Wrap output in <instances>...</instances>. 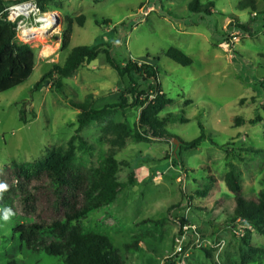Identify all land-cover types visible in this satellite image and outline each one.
<instances>
[{
  "label": "rangeland",
  "instance_id": "1",
  "mask_svg": "<svg viewBox=\"0 0 264 264\" xmlns=\"http://www.w3.org/2000/svg\"><path fill=\"white\" fill-rule=\"evenodd\" d=\"M166 1L38 0L47 11H58L63 5L60 16L83 14L85 21L82 26L73 24L64 52L59 46L41 60L39 47L33 45L31 75L0 92V172L12 161L32 163L44 159L53 147L66 148L78 117L70 101H86L92 107L93 95H85L95 93L94 106L100 109L118 100L129 81L118 77L103 51L84 67L89 70L60 78V88L45 80L34 89L41 76L52 65L62 64L72 48L107 44L120 64L134 60L156 66L162 92L170 99L158 115L170 116L164 125L168 137L128 139L122 149H113L120 162L116 177L125 186L113 202L73 224L82 231L107 235L124 264H264V239L234 218L235 195L224 183L233 164L240 195L255 201L264 195L263 0H200L202 7L213 4L215 12L210 14L188 10L191 0H169L172 11L182 16L177 20L163 13ZM140 5L151 9L145 18ZM162 13L175 23L157 17ZM64 18L61 33L66 27ZM184 29L188 32H181ZM237 33L233 48H227L225 42ZM58 39L61 34L54 37ZM171 46L179 47L192 63L183 66L164 56ZM83 75L88 77L83 79ZM21 107L28 123L19 120ZM142 108L117 112L109 119L125 122L133 133ZM102 125L92 122L79 132L86 143L79 147L78 140L74 142L76 165L94 170L112 152L110 143L101 139ZM138 130L143 134L144 129ZM202 132L205 138L197 148L177 149L176 138L190 141ZM173 145L178 155L175 165ZM206 185L210 186L206 193H196ZM26 222L30 219L12 204H0V264L11 260L14 264H59V257L19 247L15 228ZM183 226L188 229L180 239Z\"/></svg>",
  "mask_w": 264,
  "mask_h": 264
},
{
  "label": "trees",
  "instance_id": "2",
  "mask_svg": "<svg viewBox=\"0 0 264 264\" xmlns=\"http://www.w3.org/2000/svg\"><path fill=\"white\" fill-rule=\"evenodd\" d=\"M0 0V10L5 4ZM249 6L254 9L252 1ZM264 3V0H263ZM42 9L43 6L39 2ZM208 2L202 7L200 0H191L188 8L191 12L211 13ZM66 27L61 33L60 50L65 51L70 43L72 26H82L85 17L66 16ZM102 23H108L102 20ZM15 30L10 24L0 20V92L12 89L31 75L35 66V53L32 46L19 44L14 40ZM100 51L105 53L106 62L114 69L119 78L128 79L129 83L119 96V101L105 104L94 109L89 102L70 101V105L78 110L77 124L74 134L67 141L66 148L53 147L47 156L32 163L12 161L0 172V204L10 203L15 211L30 219L15 228L19 233V247L42 250L48 255L59 257V264H124L119 252L114 248L107 235L100 232L82 231L78 224L92 210L113 202L125 183L118 181L116 174L120 162L114 157L113 149H122L128 139L147 140L148 135L155 138L164 135V125L169 117L159 118L158 115L170 99L162 92L158 80L156 66L127 60L118 63L110 54L109 45L78 46L71 49L62 64H54L37 81V89L45 80H51L53 86L60 88V78L71 76L83 64H90ZM164 56L183 66L190 65L192 59L177 47H169ZM264 57V56H263ZM155 59H158L155 57ZM150 94H155L149 99ZM143 106L138 117V129L130 132L125 122L109 119L117 112H125L133 107ZM25 109L19 108V120L28 123ZM34 119L35 113L29 112ZM258 119V118H257ZM92 122L103 123L101 139H106L112 152L101 159L98 168L91 170L74 163L76 146H84L85 140L79 132ZM252 123L255 120H251ZM202 130V126L200 125ZM205 138L202 132L197 138L184 141L176 138L180 145L194 149ZM174 146L173 165L176 162ZM178 156V155H177ZM224 183L235 195L234 218L246 222L264 239V195L258 200H247L240 195L241 186L233 170V164L225 173ZM209 185L197 194L208 191ZM14 264V260L8 262Z\"/></svg>",
  "mask_w": 264,
  "mask_h": 264
},
{
  "label": "built area",
  "instance_id": "3",
  "mask_svg": "<svg viewBox=\"0 0 264 264\" xmlns=\"http://www.w3.org/2000/svg\"><path fill=\"white\" fill-rule=\"evenodd\" d=\"M150 8L141 6L140 14L145 18L150 12ZM141 18V20H142ZM0 20L14 27V40L19 44L35 45L39 47L41 56L44 47L49 41L57 38L61 34V19L58 13L42 9L38 0H15L4 5L0 10ZM238 33L231 35L225 46L229 49L237 42ZM155 94H150L149 99H153ZM183 233L180 239L186 235L188 226H183ZM180 239L177 241L180 243Z\"/></svg>",
  "mask_w": 264,
  "mask_h": 264
},
{
  "label": "crops",
  "instance_id": "4",
  "mask_svg": "<svg viewBox=\"0 0 264 264\" xmlns=\"http://www.w3.org/2000/svg\"><path fill=\"white\" fill-rule=\"evenodd\" d=\"M80 1H82V0H80ZM167 2V5H168V7H167V9H164V11H163V13L164 14H166V12L169 14V16H172L171 18L172 19H174V18H176V20H177V18H180V19H182L181 17L182 16H179L177 13H174L173 11H172V9H174V6H173V2H171V1H169V0H167L166 1ZM141 6H143V5H140L139 6V10H140V8H141ZM59 8L61 9H59L60 11H63L64 12V9L65 8H63V5H59ZM187 8H188V3H187ZM45 10H48L47 8L45 9ZM58 10V9H57ZM54 11V12H56V13H58V12H60V11ZM188 10H189V8H188ZM210 12L212 13V12H215V9H214V7L212 6L211 8H210ZM161 14V15H158L157 17H159V18H163V19H167V21L169 22V21H171V20H169L167 17H165V15L164 14ZM59 14V13H58ZM60 16V15H59ZM64 17H66V16H75V15H70V14H68V13H64V15H63ZM63 16H60V19H61V23H62V18H63ZM102 20H106V19H102ZM101 20V21H102ZM172 22H174L173 20H172ZM171 22V23H172ZM175 23V22H174ZM104 25V24H103ZM73 27V26H72ZM181 32H183V33H185V32H188L186 29H184V30H181ZM56 39V38H55ZM60 39H58L57 41H52V43L51 44H49L48 46L46 45L45 47L47 48V50H48V52L46 53L47 55H45V56H41L40 54H39V57L41 58V60H46L48 57H50V55L49 54H53L55 51H56V49H58L59 48V46H60ZM44 47V48H45ZM179 48V47H178ZM62 52H64V51H62ZM49 55V56H48ZM65 58H66V56L64 57V59H63V62H64V60H65ZM89 64H83L82 66H80L74 73H77V74H79V72L78 71H80V70H89V69H87V68H84L85 66L87 67ZM80 69V70H79ZM85 73H89L88 71H84ZM74 73L72 74V75H74ZM82 74H84L83 72H82ZM80 75V74H79ZM86 77H88L87 75H83V79H85ZM161 86V85H160ZM162 87V86H161ZM163 89V88H162ZM163 93L165 94V91L163 90ZM93 95V99H94V103H93V106H92V108H96L94 105L96 104V102L98 101L97 100V98L95 97V93H88V94H86L85 95V97L86 96H88V95ZM166 95V94H165ZM119 96H120V93H118V100L116 101V102H118L119 101ZM103 104V103H102Z\"/></svg>",
  "mask_w": 264,
  "mask_h": 264
},
{
  "label": "water",
  "instance_id": "5",
  "mask_svg": "<svg viewBox=\"0 0 264 264\" xmlns=\"http://www.w3.org/2000/svg\"><path fill=\"white\" fill-rule=\"evenodd\" d=\"M175 142L178 144L179 142L175 139Z\"/></svg>",
  "mask_w": 264,
  "mask_h": 264
},
{
  "label": "bare ground",
  "instance_id": "6",
  "mask_svg": "<svg viewBox=\"0 0 264 264\" xmlns=\"http://www.w3.org/2000/svg\"><path fill=\"white\" fill-rule=\"evenodd\" d=\"M45 49L47 50V48L45 47ZM48 52V50L46 51V53Z\"/></svg>",
  "mask_w": 264,
  "mask_h": 264
}]
</instances>
